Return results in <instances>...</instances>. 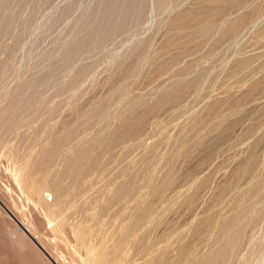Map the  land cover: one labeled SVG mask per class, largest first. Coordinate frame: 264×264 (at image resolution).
<instances>
[{"label": "rangeland", "instance_id": "rangeland-1", "mask_svg": "<svg viewBox=\"0 0 264 264\" xmlns=\"http://www.w3.org/2000/svg\"><path fill=\"white\" fill-rule=\"evenodd\" d=\"M0 264H264V0H0Z\"/></svg>", "mask_w": 264, "mask_h": 264}]
</instances>
